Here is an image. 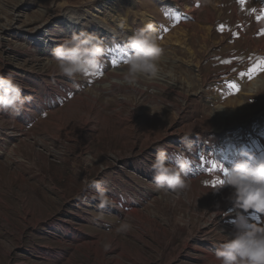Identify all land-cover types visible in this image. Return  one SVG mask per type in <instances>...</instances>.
<instances>
[{
	"label": "rangeland",
	"instance_id": "rangeland-1",
	"mask_svg": "<svg viewBox=\"0 0 264 264\" xmlns=\"http://www.w3.org/2000/svg\"><path fill=\"white\" fill-rule=\"evenodd\" d=\"M180 3L197 10L165 0H0V75L31 98L18 115L0 110V264H209L223 227L241 215L257 222L251 209L237 215L236 202L212 216L232 196L224 171L243 153L264 160V89L242 85L264 77V0ZM149 23L164 50L157 77L105 87L126 70L127 39ZM80 31L103 40L105 53L96 73L72 80L52 49ZM198 74L207 81L196 93ZM243 106L222 131L209 127L212 111ZM161 148L172 164L176 154L189 161L184 192L153 185ZM93 182L118 206L100 209ZM211 218L207 239L200 229ZM121 222L127 233L115 231Z\"/></svg>",
	"mask_w": 264,
	"mask_h": 264
},
{
	"label": "clouds",
	"instance_id": "clouds-1",
	"mask_svg": "<svg viewBox=\"0 0 264 264\" xmlns=\"http://www.w3.org/2000/svg\"><path fill=\"white\" fill-rule=\"evenodd\" d=\"M125 28L126 23L120 22ZM153 25L146 24L136 29L127 39L126 49L129 52L125 60L126 70L121 78H114L105 87L112 85L134 86L140 76L155 78L158 75V61L163 48L153 35ZM105 53L104 42L96 34L87 31L73 33L62 43L52 49V59L56 62L59 74L75 80L78 76L94 74L98 70L100 58ZM30 97L22 95L21 84L12 76L0 75V110L11 111L17 115ZM182 142L186 137H182ZM185 147L190 148V144ZM238 160L230 169L225 170L223 184L230 186L236 205L244 211L253 210L257 214V222H249L239 216L235 222V232L218 245L214 252L218 264H264V160L254 162L253 158ZM166 149H159L151 163L154 172L152 183L156 189L179 193L188 187L187 175L189 161L182 154L174 156L175 163L169 162ZM95 188L94 199L99 201L98 207H117L107 195L106 189L99 182L91 185ZM177 222L182 223L180 217ZM130 224L121 222L115 229L117 233H127ZM110 245H105V249Z\"/></svg>",
	"mask_w": 264,
	"mask_h": 264
},
{
	"label": "bare ground",
	"instance_id": "bare-ground-1",
	"mask_svg": "<svg viewBox=\"0 0 264 264\" xmlns=\"http://www.w3.org/2000/svg\"><path fill=\"white\" fill-rule=\"evenodd\" d=\"M165 1H168L171 5H181L182 7H184V9H187V10H197L196 6L194 5H190V4H184V3H180V0H165ZM182 2V1H181ZM237 6V5H236ZM221 11V10H220ZM237 11V10H235ZM244 15H242L243 17ZM209 20H214L213 18L214 15H213V12L212 10H209L207 12V16H206ZM260 25V23H259ZM261 26V25H260ZM250 29V28H249ZM258 29V28H257ZM258 32V31H257ZM256 33V32H255ZM256 35V34H255ZM247 36V35H246ZM251 37V36H250ZM260 37V36H259ZM252 39V37H251ZM260 39V38H259ZM246 40V39H245ZM258 40V39H257ZM259 41V40H258ZM251 42V41H250ZM249 42V43H250ZM256 42V41H255ZM264 42V41H263ZM258 43V42H257ZM237 44V43H236ZM240 45V44H239ZM243 44H241L242 46ZM252 46V45H251ZM236 47V46H235ZM256 47V46H254ZM241 48V47H240ZM227 49V48H226ZM247 49V48H246ZM253 49V48H252ZM245 51V50H244ZM239 56V55H238ZM264 56V55H263ZM264 59V57H261V60ZM197 67H198V64H197ZM261 68V67H260ZM263 72V71H262ZM256 73V71H255ZM196 82L194 83V86H197L196 87V93H199V92H202L203 91V86H204V81H207L206 79L204 80L203 79V75L202 74H198L196 77ZM228 78V77H226ZM247 78V77H246ZM248 79V78H247ZM221 80V79H220ZM242 80V79H240ZM242 82V81H241ZM192 84H190L191 86ZM243 88H246L247 90H249L250 92L254 93L255 91H257L260 87L264 89V77L263 76H258V78H256L255 80H253L250 84H247L246 82H244L243 84ZM114 87H120L119 85H113ZM191 89V88H190ZM205 91V90H204ZM264 92V91H263ZM188 98V97H187ZM236 98V97H235ZM92 102L91 105H90V112L88 115H86L87 117L85 119H83L82 121V125H84L87 121L91 120L92 119V113L94 112V109H95V103L97 102V98H93L92 99ZM241 104H244L242 102H240ZM98 104V103H97ZM96 104V105H97ZM105 106V105H104ZM251 106V105H250ZM243 110L241 112H230V111H227L225 109H223L222 107L218 108L217 110V113H215V111H212V113H210L208 116H207V120H208V123H209V127L210 128H217L219 129L218 131H222L223 130V127L226 126V124L229 122V120H232L234 115L237 114V116H240L242 115L243 113L246 112V109H247V106H243ZM99 108V106L97 107ZM185 113V112H184ZM218 115V116H217ZM222 115V117H221ZM84 117V116H83ZM81 127V126H80ZM225 138V137H224ZM2 150H5L6 151V148L3 147V144L0 142V151ZM182 192H184V190H182ZM232 196L230 194H227L224 196V198H222V200L220 201L219 205L215 207L214 209V212H213V216L212 217H217L219 215H221L223 213V211L229 206L232 204V202H235L234 198H231ZM237 206V205H236ZM240 208H235V210H239ZM238 213H236L237 215H239L240 213V210L239 211H236ZM234 214V215H236ZM214 219L211 218L210 220L206 221L203 226L201 227L200 229V232L202 235H205L206 234V237L207 239H209L210 237L209 236V231L212 227H214ZM235 232V221H233V223L231 222L230 226L229 227H223V231L221 232L222 233V239L225 241L227 238H229V236H231L233 233ZM99 241V239L97 240ZM222 242H220L221 244ZM210 257H215L214 254H211ZM209 261L210 263L209 264H218V261L213 258V259H210L209 258ZM106 262V260H105Z\"/></svg>",
	"mask_w": 264,
	"mask_h": 264
},
{
	"label": "snow or ice",
	"instance_id": "snow-or-ice-1",
	"mask_svg": "<svg viewBox=\"0 0 264 264\" xmlns=\"http://www.w3.org/2000/svg\"><path fill=\"white\" fill-rule=\"evenodd\" d=\"M224 174H226V171H224ZM217 183H220L219 181Z\"/></svg>",
	"mask_w": 264,
	"mask_h": 264
}]
</instances>
